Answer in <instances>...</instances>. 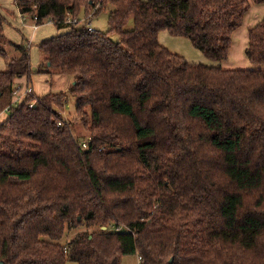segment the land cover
I'll return each instance as SVG.
<instances>
[{
	"label": "trees",
	"instance_id": "trees-1",
	"mask_svg": "<svg viewBox=\"0 0 264 264\" xmlns=\"http://www.w3.org/2000/svg\"><path fill=\"white\" fill-rule=\"evenodd\" d=\"M15 2L63 30L39 44L37 72L74 80L90 140L64 120L62 92L15 103L16 81L34 74L31 47L4 39L0 11V105L9 108L0 123V262L264 264V17L249 29L253 69L189 62L159 39L168 30L227 60L251 0ZM105 11L109 29L90 32Z\"/></svg>",
	"mask_w": 264,
	"mask_h": 264
},
{
	"label": "rangeland",
	"instance_id": "rangeland-1",
	"mask_svg": "<svg viewBox=\"0 0 264 264\" xmlns=\"http://www.w3.org/2000/svg\"><path fill=\"white\" fill-rule=\"evenodd\" d=\"M13 1L14 0H0V9L3 10L5 15L3 14L1 10L0 11L6 19V22L4 25L5 31L6 33H11L12 35H15L16 39H19L18 41H15L14 43L24 42L29 45L30 43L28 40L29 33L28 34L21 33L20 29L18 28L17 23L19 22V20H16L18 13L15 11V14H14L13 12L15 9V7L12 5ZM108 16H109L108 11H105L101 13L100 15L93 17L91 21V26L95 30L106 32L109 29ZM132 27H133V21L131 20L127 26V29H132ZM62 31L63 30H58L52 24L49 26H44L36 32L34 42H32V44L30 43L29 45L31 47L30 50H31V57H32V67L34 71L40 69L45 59V57L43 56L42 52L39 49V44L41 43V41L55 34L56 35L61 34ZM112 39L117 41L118 36L114 35L112 36ZM159 39L163 46L168 48L170 51L183 56L189 62L200 63L204 65H209V66H222L224 68L226 61H229V59L223 60V61H214L208 58L201 50H199L198 48L194 46V44L189 38L174 35L168 30L161 32ZM8 46H6L7 50L10 48ZM12 53L13 52H11V54ZM11 54L10 56H12ZM5 68H6V65H5ZM253 68L254 66H252L249 63L246 68H241V69H253ZM51 74H52V78L40 76L42 74L37 75L40 79L42 78L43 79L41 80V83L39 84V86L38 87L36 86V93L41 94L39 89L43 86L44 88L45 87L51 88L53 92L55 93L62 92L66 94L67 104H66V111L62 112L63 118L66 122L70 123L72 131L76 137L81 138L82 140L84 139L85 141L86 140L89 141L90 133L85 129L83 123L79 119H77V114H76L77 99L76 97L71 95V87L75 83L73 82L74 80L70 78L69 76L59 73L57 70H52ZM45 79H47L48 82H46ZM22 87H25V86H22ZM2 109H3V105L1 104L0 105V123H2L5 120L2 118L1 114L2 113L8 114L6 109L5 110L4 109L2 110ZM100 229L101 228H99L98 230ZM120 229H123V228H120ZM84 230L85 229L83 227L74 228V229L69 230L66 233L65 237L61 240V243L62 244L68 243L77 234V232L79 231L82 232ZM89 231L92 232V231H95V229L92 228ZM67 264H77V263L69 261ZM121 264H141V261L138 259V256L132 255V256L124 257Z\"/></svg>",
	"mask_w": 264,
	"mask_h": 264
},
{
	"label": "crops",
	"instance_id": "crops-1",
	"mask_svg": "<svg viewBox=\"0 0 264 264\" xmlns=\"http://www.w3.org/2000/svg\"><path fill=\"white\" fill-rule=\"evenodd\" d=\"M12 3H13L12 5L15 7V9L13 11L14 14H15V11L18 13L17 17H16V20H19V22L17 23L18 28L20 29L21 33H25V34L29 33V39L28 40L31 44H32V42H34L35 34L38 30H40V28H42L44 26L52 25L50 22H45V23L39 25L37 29H35L33 27L34 22L32 20L31 15L29 13L22 12L21 8L18 7L15 0ZM0 10L3 12L2 9H0ZM3 14L5 15L4 12H3ZM263 17H264V3L257 4L251 0V7H250L249 12L246 15V18H245L243 25L238 30H236L232 35V47H231V51H230L229 57H228L229 61H226V63H225V67H224L225 69H241V68H246L248 66L250 61L246 55V49L248 47V41H249V29L256 26L263 19ZM2 35L4 36V39L7 42H15V41L19 40V39H16L15 35H12L11 33H6L4 27L2 29ZM55 35H53V36H55ZM53 36H51V37H53ZM51 37H49V38H51ZM49 38H45L41 42H43L44 40L49 39ZM31 64H32V57H31ZM5 65H6L5 60L2 57H0V70H3L5 68ZM32 70H33L34 74L31 78V81H28L26 77L19 78L16 81L17 82L16 85L17 86L18 85H20V86L31 85L33 88V94H35L36 96H39V97L53 91L49 87L44 88L42 86L39 89L41 94H37L36 93V86L37 87L39 86V84L41 83V80L43 78L40 79L37 76L39 74L37 72L38 70L34 71L33 67H32ZM40 76L52 78V75H48V74H42ZM47 79H45L46 82H48ZM4 114L5 113H2L1 116L3 119H6L7 113L5 115Z\"/></svg>",
	"mask_w": 264,
	"mask_h": 264
},
{
	"label": "built area",
	"instance_id": "built-area-1",
	"mask_svg": "<svg viewBox=\"0 0 264 264\" xmlns=\"http://www.w3.org/2000/svg\"><path fill=\"white\" fill-rule=\"evenodd\" d=\"M33 20V22H34V25H33V27L35 28V29H37L38 28V26L39 25H41V24H38V18L37 17H34V19H32ZM67 23H69V24H71V23H74V24H77V23H79V20L78 19H71V18H69L68 20H67ZM81 23L83 24V23H86V20H85V18H82L81 19ZM88 30L91 32V31H94L95 29L91 26V25H89L88 26ZM31 94H33V88H32V86L31 85H27V86H25V87H22V86H17L16 87V89L14 90V94H13V96H14V101H15V103H20V102H22L28 95H31ZM34 101L30 104V106L31 107H33L34 106ZM6 111L8 112L9 111V108H7L6 109ZM59 125H61V124H59ZM82 146L84 147V148H87V146H88V144L87 143H83L82 144ZM138 259L141 261V263H142V257L141 256H138Z\"/></svg>",
	"mask_w": 264,
	"mask_h": 264
},
{
	"label": "water",
	"instance_id": "water-1",
	"mask_svg": "<svg viewBox=\"0 0 264 264\" xmlns=\"http://www.w3.org/2000/svg\"><path fill=\"white\" fill-rule=\"evenodd\" d=\"M101 229H102V230H107V227L104 226V227H102ZM171 261H172V259H171ZM0 264H5V263H4V262H0Z\"/></svg>",
	"mask_w": 264,
	"mask_h": 264
}]
</instances>
